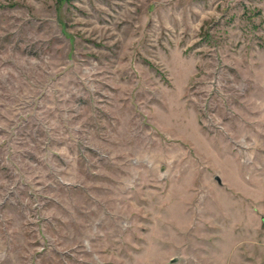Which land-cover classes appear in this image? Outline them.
<instances>
[{"label":"rangeland","instance_id":"1","mask_svg":"<svg viewBox=\"0 0 264 264\" xmlns=\"http://www.w3.org/2000/svg\"><path fill=\"white\" fill-rule=\"evenodd\" d=\"M0 264H264V0H0Z\"/></svg>","mask_w":264,"mask_h":264},{"label":"water","instance_id":"2","mask_svg":"<svg viewBox=\"0 0 264 264\" xmlns=\"http://www.w3.org/2000/svg\"><path fill=\"white\" fill-rule=\"evenodd\" d=\"M214 179L216 180L217 183H219V179L217 176H214Z\"/></svg>","mask_w":264,"mask_h":264}]
</instances>
